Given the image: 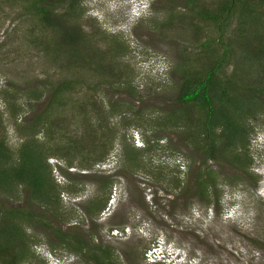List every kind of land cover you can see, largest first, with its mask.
<instances>
[{"label": "rangeland", "instance_id": "374dc122", "mask_svg": "<svg viewBox=\"0 0 264 264\" xmlns=\"http://www.w3.org/2000/svg\"><path fill=\"white\" fill-rule=\"evenodd\" d=\"M171 5L176 3L172 0H85L83 4L87 11L82 20L83 30L90 33L96 28L104 36H118L128 54L119 60L126 66L120 68L123 85H100L99 80L106 77L81 74L87 83L81 88L86 90L89 85L92 91L97 90L86 92L95 97L96 106L104 105L103 111L110 116L106 120L110 130H100L97 134L101 140L96 141L101 147L109 148V156L103 162L107 169H97L102 163L91 169L75 165L66 169L64 164L65 170L60 171L56 169V160L63 162L58 157L48 161L55 184L62 188L80 183L76 194L64 191L61 196L63 204L76 211L71 212L63 228H81L79 232L94 233L95 244L109 248L113 262L118 264H149L147 256L160 241L171 246L168 251L174 255L183 254L184 250L185 261L191 264H264L262 116L255 125L256 134L251 137L249 151L254 165L250 169L252 177L248 178L223 158L206 162L195 144L185 139V128L158 124L166 111L179 108L175 101L178 81L174 76V66L181 58L177 51L179 43L186 42L192 47L190 39L184 38L182 25L176 23L171 30L162 27ZM32 28L33 22L19 7L0 0V45H4L3 52L0 51V92L7 91V98L12 102L8 110L13 113H17L18 105L23 102L19 90L44 79L43 72L53 79L64 77L58 64H52L31 45L28 47L24 36ZM131 93L140 100L134 101ZM122 100L130 112L113 113L117 109H112L111 104L118 105ZM3 102L0 97L2 111L5 110ZM92 111L99 112L90 108ZM73 112L68 115L72 122L65 124L71 138L85 137L86 153H99L90 134L98 129L100 116L91 114L89 123L81 124L78 123L80 113ZM26 113L27 110L19 114L18 124L23 122ZM9 117L8 113L3 116L0 137L7 136L8 145L15 150L21 140L12 123L7 121ZM204 163L209 166L215 184L211 206L203 203L196 188L197 175L206 167ZM106 178L115 180L112 191L102 188L101 180ZM188 187L194 196L186 194ZM19 197L16 205H25L24 196ZM93 201L103 204L107 201V205L98 218L91 220L82 206ZM36 232L39 243L32 247L33 261L29 264L31 261L32 264H55L66 256L73 258L72 264H85L82 258L58 248L48 228L39 225Z\"/></svg>", "mask_w": 264, "mask_h": 264}, {"label": "trees", "instance_id": "16d2710c", "mask_svg": "<svg viewBox=\"0 0 264 264\" xmlns=\"http://www.w3.org/2000/svg\"><path fill=\"white\" fill-rule=\"evenodd\" d=\"M4 2L19 7L33 22L31 31L25 33V42L52 64H58L64 77L53 79L43 72L44 79L21 88L18 94L23 102L18 105L17 113L8 110L12 102L7 91L0 92L5 105V110H0V127L8 113L7 121L21 140L13 150L7 136L0 137V197L3 198L0 199V264H29L32 247L39 243L36 232L39 225L49 229L58 248L82 258L85 264H118L113 262L109 248L95 244L94 233L79 232L81 228L74 227L64 230L71 212L76 211L66 207L61 196L64 191L76 194L80 183L62 188L55 184L48 161L58 157L63 163L56 160V169L64 171L65 165L66 169L74 165L91 169L107 159L109 148L101 147L96 141L101 140L97 134L100 130H110L106 124L110 116L103 111L104 105L96 106L95 97L87 94V90L92 91L89 85L86 90L81 88L87 84L81 74L106 77L99 80L100 85H123L120 68L126 66L119 60L126 57L128 50L118 36H104L96 28L90 33L83 30L85 0ZM172 3L176 5L166 11L162 27L171 30L176 23L182 25L184 38L190 39L192 47L186 42L179 43L177 51L181 58L174 66L178 81L175 101L179 108L166 111L158 124L185 128V139L195 144L206 162L223 158L237 172L252 177L251 137L256 134L255 125L261 116L264 119V0H172ZM3 47L0 45L2 52ZM131 94L134 101L140 100ZM111 107L117 109L113 113L130 112L124 100ZM90 108L99 112H90ZM26 110L28 115L18 124L19 114ZM73 110L80 113L81 124L89 123L91 114L100 116L98 129L90 134L99 153H86L85 137L71 138L65 124L72 122L68 115ZM208 169L206 165L203 173L197 175L196 188L203 203L211 206L215 184ZM114 184L113 179L101 180L107 192L112 191ZM191 193L188 187L186 194L194 196ZM19 195L26 200L23 206L16 205ZM106 202L93 201L82 209L93 220L105 211ZM35 208L40 211L35 212Z\"/></svg>", "mask_w": 264, "mask_h": 264}, {"label": "clouds", "instance_id": "9594fccd", "mask_svg": "<svg viewBox=\"0 0 264 264\" xmlns=\"http://www.w3.org/2000/svg\"><path fill=\"white\" fill-rule=\"evenodd\" d=\"M102 164H105L107 166L106 163ZM99 165H97V169H100L98 168ZM106 169L107 167L103 170ZM168 248H171V246L167 245L163 241H160L158 245H156V247L151 251L150 256H147V262H149V264H191L185 261L186 253L184 250H182L184 252L183 254L178 253L174 255L173 253L168 251ZM69 258L70 257L66 256L65 258H63V260H60L61 262L56 261L55 264H72L74 262L72 260L73 258Z\"/></svg>", "mask_w": 264, "mask_h": 264}, {"label": "built area", "instance_id": "2783aa9c", "mask_svg": "<svg viewBox=\"0 0 264 264\" xmlns=\"http://www.w3.org/2000/svg\"><path fill=\"white\" fill-rule=\"evenodd\" d=\"M106 167L107 166L105 164H101V165L98 166V168H100V169H105Z\"/></svg>", "mask_w": 264, "mask_h": 264}]
</instances>
